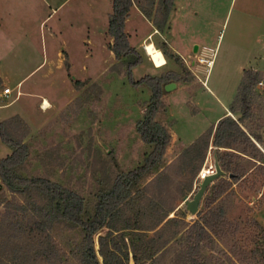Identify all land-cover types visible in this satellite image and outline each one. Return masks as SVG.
Wrapping results in <instances>:
<instances>
[{
	"label": "rangeland",
	"instance_id": "rangeland-1",
	"mask_svg": "<svg viewBox=\"0 0 264 264\" xmlns=\"http://www.w3.org/2000/svg\"><path fill=\"white\" fill-rule=\"evenodd\" d=\"M97 8L93 13L83 10L77 38L65 37L69 44L63 48L69 55L64 52L60 61L52 56L50 77L38 81L36 97L21 98L29 100L25 108L9 116L4 110L14 97H0V122L28 150L17 173L46 178L78 193L83 217L91 216L98 196L111 189L118 175L142 164L152 150L138 131L152 87L147 82L135 85L128 76V64L137 58L131 75L159 86L161 105L155 120L170 137L161 161L94 235L98 261L130 264L131 253L133 264H186L184 231L209 208L221 206L227 223L221 236L212 234L201 250L204 264H264V0H173L166 22L170 35L166 26L152 33L154 22H162L163 0H132L124 30L138 55L120 58L110 49L112 0H98ZM170 36L186 59L170 52ZM195 45L212 59L208 70L198 62ZM252 64L260 70L251 69ZM245 67L259 72L258 80L263 81L250 90V114L241 122L254 136V145L215 146L214 121L225 107L232 118L241 116L236 95ZM171 82L176 87L166 91L164 86ZM212 128L206 148H189ZM215 147L220 165V159L230 162L239 172L237 178H218L198 212L180 216L183 196L192 193L202 174L214 171ZM11 151L0 139V159ZM225 180L229 186L218 194ZM0 181V264H87L80 227L58 219L36 229L35 222L46 218L33 204L49 208L51 200L34 187L13 192ZM99 236L104 237L103 248Z\"/></svg>",
	"mask_w": 264,
	"mask_h": 264
},
{
	"label": "trees",
	"instance_id": "trees-1",
	"mask_svg": "<svg viewBox=\"0 0 264 264\" xmlns=\"http://www.w3.org/2000/svg\"><path fill=\"white\" fill-rule=\"evenodd\" d=\"M132 0H112V12L108 21V33L113 38L111 51L116 58L122 56L138 55L136 48L130 46L127 35L124 30L125 20L128 16ZM164 14L161 23H156L155 27L163 31L169 11L173 5V0H163ZM145 15L150 18L148 14ZM167 29V26H166ZM162 53L167 56L165 48L160 49ZM138 63L135 58L129 62V79L133 84L140 82H147L152 87L151 103L146 108L145 115L138 125V131L141 139L152 145L151 152L146 156L144 162L135 169L118 175L113 183L111 189L103 191L97 199L94 213L87 217H83L84 204L82 197L73 191L63 189L52 181L42 178H27L22 177L17 173V167L25 160L28 150L27 146L19 140L12 138L4 123L0 122V139L8 145L12 151L10 154L0 159V177L7 188L13 192H22L34 187L39 193L48 197L50 205L49 208L33 204L34 211L44 215L46 220L35 222V227L38 230L45 229V224H52L58 219L65 220L74 226L81 228L83 232V244L85 247L86 263L87 264H101L95 254L94 235L105 225L108 216L130 195L132 189L137 183L161 161L162 155L169 141V132L167 129L155 120V116L161 105V94L159 86L149 78L134 80L131 75V68ZM259 72L246 69L241 77L236 99L241 104V116L238 119L232 118L230 115H225L218 120L213 132V143L218 147H231L234 143H250L253 144L252 138L254 136L249 134L241 127L243 118L250 114L249 94L250 90L259 81ZM1 83V79H0ZM231 111V110H230ZM212 129L203 133L195 143L189 146H199L206 148L209 144V139L212 135ZM260 138V136H257ZM219 158V157H218ZM221 167L227 172L232 173L231 179H236L238 170L231 166L230 162L220 159ZM229 186L228 180L223 182L218 194L223 193ZM180 216L184 215L180 212ZM227 223L224 209L221 206H212L205 211L201 218L195 220L184 231V240L187 245L185 250L186 264H204L201 250L206 246L207 241L211 235L221 236L223 226ZM100 247L104 246V237H98ZM104 255V251L100 250ZM113 264V263H112ZM122 264V263H121Z\"/></svg>",
	"mask_w": 264,
	"mask_h": 264
},
{
	"label": "crops",
	"instance_id": "crops-1",
	"mask_svg": "<svg viewBox=\"0 0 264 264\" xmlns=\"http://www.w3.org/2000/svg\"><path fill=\"white\" fill-rule=\"evenodd\" d=\"M97 6L98 0H0V91L9 87L11 93L2 97H14L12 99L14 104L4 110L6 114H15L25 108L29 100H21L22 97H36L35 88L38 81L50 77L52 56L55 54L56 60L60 61L64 52L69 55L63 48L69 44L66 35L70 34V37L76 39L75 32L82 25L83 10L98 12ZM62 9L63 11L59 13ZM58 13L59 15L51 23L50 20ZM95 19H97L94 25L96 29L99 22L97 17ZM152 28V33L158 31L156 27ZM166 30L169 34V28ZM166 43L172 54L183 58L180 47L171 36ZM153 44L155 45L154 42ZM58 46L61 49H58ZM196 51V55L202 56L198 45ZM189 56L187 53V57ZM252 65L251 69L260 70L255 64ZM246 69L249 68L242 69L241 77ZM31 78L33 81L26 84ZM229 111L225 107L214 123L228 115Z\"/></svg>",
	"mask_w": 264,
	"mask_h": 264
},
{
	"label": "water",
	"instance_id": "water-1",
	"mask_svg": "<svg viewBox=\"0 0 264 264\" xmlns=\"http://www.w3.org/2000/svg\"><path fill=\"white\" fill-rule=\"evenodd\" d=\"M197 45L194 46V50L196 51ZM176 87V83L171 82L164 86V89L166 91L171 90L172 88ZM102 146L104 148H107L104 143H102ZM217 147H215V150L212 151V159H213V166L214 171L203 175V177L197 182L194 190L190 194H185L182 198V202L179 205L178 209L185 217H190L198 212V209L201 205L202 199L207 192L210 185L217 180L218 178L222 176L228 175V177H232V173L227 174L225 170L222 169L218 155L216 152ZM4 187L3 183L0 181V190ZM130 256V264H133L132 261V254H129Z\"/></svg>",
	"mask_w": 264,
	"mask_h": 264
},
{
	"label": "built area",
	"instance_id": "built-area-1",
	"mask_svg": "<svg viewBox=\"0 0 264 264\" xmlns=\"http://www.w3.org/2000/svg\"><path fill=\"white\" fill-rule=\"evenodd\" d=\"M197 60H198L199 63L205 65V66L207 67V70H208V68H209V67L211 66V64H212V59L207 58V57H204V56H200V57H198ZM203 84H205V81H203ZM262 84H263V81H261V80H259V81L257 82V85H262ZM10 93H11L10 88H9V87H5V88H3V89L0 91V97H2V96H8ZM200 177L202 178L203 175L200 176ZM201 178H200V179H201Z\"/></svg>",
	"mask_w": 264,
	"mask_h": 264
},
{
	"label": "bare ground",
	"instance_id": "bare-ground-1",
	"mask_svg": "<svg viewBox=\"0 0 264 264\" xmlns=\"http://www.w3.org/2000/svg\"><path fill=\"white\" fill-rule=\"evenodd\" d=\"M146 52H150L149 47H146Z\"/></svg>",
	"mask_w": 264,
	"mask_h": 264
}]
</instances>
